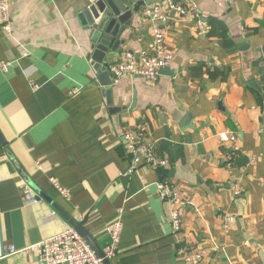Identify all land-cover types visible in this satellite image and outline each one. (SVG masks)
<instances>
[{"label": "crops", "instance_id": "obj_1", "mask_svg": "<svg viewBox=\"0 0 264 264\" xmlns=\"http://www.w3.org/2000/svg\"><path fill=\"white\" fill-rule=\"evenodd\" d=\"M192 1L204 32L187 17L162 25L174 54L167 74L105 87L78 17L90 0H12L10 30L0 25V264H41L34 253L8 248L52 237L69 220L103 251L115 219L122 231L111 264H185L181 245L204 248L200 264H264V0ZM122 38L108 65L125 50L151 51L150 23L139 13ZM135 127L168 161L165 169L128 173L119 139ZM221 132L237 139L232 159L234 143ZM17 165L37 202H23ZM160 179L185 195L176 234Z\"/></svg>", "mask_w": 264, "mask_h": 264}, {"label": "built area", "instance_id": "obj_2", "mask_svg": "<svg viewBox=\"0 0 264 264\" xmlns=\"http://www.w3.org/2000/svg\"><path fill=\"white\" fill-rule=\"evenodd\" d=\"M229 1V0H226ZM12 0H0V25L5 31L10 30L9 9ZM139 16L143 22L150 23L153 44L150 52L134 53L125 50L121 58L108 66V71L113 84L118 83L125 77H140L146 81L154 82L162 76V70L173 60L174 54L168 48L165 41L163 24H166L172 16L187 17L192 19L195 26L204 32L205 24L199 12L198 5L192 0H165L160 3L143 6L139 10ZM91 61V59H90ZM6 70L5 65H1ZM34 89L37 85L32 86ZM75 89L69 91L74 93ZM222 140L234 143L230 156L232 159L238 153L236 137L227 132L219 133ZM120 144L125 156L129 159L128 173L136 171L143 165L159 171L168 166L165 158H158L154 154V145L147 142V135L142 127L127 128L122 131ZM159 197L172 205L169 211V224L171 232L179 233L182 227V218L186 209L184 193L168 179H160L156 183ZM57 191L64 198L67 193L56 182L53 183ZM20 195L25 204L34 203L40 200L31 185L22 177L19 181ZM237 184L233 185V194H239ZM120 212V210L118 211ZM231 221L232 217H226ZM122 231V224L119 219L113 220L105 227L107 242L103 248L106 259L113 258L118 251V243ZM9 253L25 252L37 255L41 264H102L99 258L85 240L71 227L65 228L62 232L52 237L42 239L36 243L26 245L21 249L8 248ZM176 254L181 257L185 264H200L206 256L202 247L192 245H181L176 249Z\"/></svg>", "mask_w": 264, "mask_h": 264}, {"label": "water", "instance_id": "obj_3", "mask_svg": "<svg viewBox=\"0 0 264 264\" xmlns=\"http://www.w3.org/2000/svg\"><path fill=\"white\" fill-rule=\"evenodd\" d=\"M158 0L139 1L130 3L128 0H90L89 5L79 13V20L83 30L87 33L89 42L88 56L94 71L98 72L99 82L102 86H111L112 78L108 71V64L105 58L109 53L117 51L119 45L124 44L125 38L122 34L131 26L133 16L139 11L144 4L148 5ZM105 60V61H104ZM168 68L162 70L163 74H167ZM107 99L110 98L111 90L108 88L103 91ZM110 104L111 102L108 101ZM0 144L4 145L5 141L0 133ZM23 178L28 181L24 172L17 165ZM36 190V189H35ZM39 192L38 190H36ZM71 228H73L92 248L95 254L102 259V264H111L109 259L104 257L102 249H100L92 236L80 224L69 220Z\"/></svg>", "mask_w": 264, "mask_h": 264}]
</instances>
